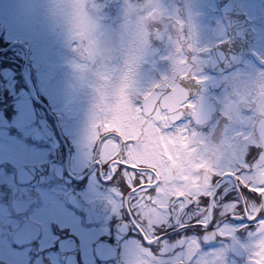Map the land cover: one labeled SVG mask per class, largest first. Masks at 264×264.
I'll use <instances>...</instances> for the list:
<instances>
[{"label":"flooded vegetation","instance_id":"obj_1","mask_svg":"<svg viewBox=\"0 0 264 264\" xmlns=\"http://www.w3.org/2000/svg\"><path fill=\"white\" fill-rule=\"evenodd\" d=\"M206 1L91 0L98 35L82 58L68 42L62 0H0V264H152L145 249L159 259L165 241L179 251L177 241L193 236L198 256L250 264L264 213L250 218L238 209L210 228L157 226L163 239L149 244L143 217L118 195L127 197L126 186L89 138L94 125L99 135L120 120L132 81L139 88L161 74L182 76L201 151L212 167L233 163L239 142L216 113L235 83L264 82V0ZM198 75L205 79H192ZM205 172L189 187L198 188ZM249 180L264 185V173ZM246 207L254 215L264 196ZM225 224L231 235L217 231Z\"/></svg>","mask_w":264,"mask_h":264},{"label":"snow or ice","instance_id":"obj_2","mask_svg":"<svg viewBox=\"0 0 264 264\" xmlns=\"http://www.w3.org/2000/svg\"><path fill=\"white\" fill-rule=\"evenodd\" d=\"M161 77L147 87L137 88L132 81L133 87L124 96L120 120L103 134L98 135L95 125L89 133L90 141L99 146L101 162L110 167L113 178L119 176L126 186L127 197L123 192L118 195L130 213L137 211L143 217L139 225L145 240L151 244L163 239L155 229L165 224L210 228L217 216L235 215L238 209L250 218L264 213L261 208L253 215L246 207L250 198L257 204L261 202L264 185L254 188L251 180L243 182L246 175L264 173V82L235 83L231 98L216 113L240 145L239 155L234 153L233 163L224 168L218 161L212 167L201 151L202 141L197 139L187 116L194 105L185 78L167 74ZM192 79L203 81L205 77ZM177 84L179 87H175ZM201 111L204 113L203 108ZM201 172L205 174L197 181L199 187L190 188L192 177ZM217 231L232 234L226 224L218 225ZM254 237L250 264H264V219H259ZM177 244L182 250L165 241L159 259L149 249L144 251L152 264H216L219 258V253L198 256L200 244L194 236L182 238Z\"/></svg>","mask_w":264,"mask_h":264},{"label":"clouds","instance_id":"obj_3","mask_svg":"<svg viewBox=\"0 0 264 264\" xmlns=\"http://www.w3.org/2000/svg\"><path fill=\"white\" fill-rule=\"evenodd\" d=\"M68 42L77 56L87 58L98 35V22L91 0H62L60 9Z\"/></svg>","mask_w":264,"mask_h":264},{"label":"rangeland","instance_id":"obj_4","mask_svg":"<svg viewBox=\"0 0 264 264\" xmlns=\"http://www.w3.org/2000/svg\"><path fill=\"white\" fill-rule=\"evenodd\" d=\"M204 3H205V5H206L207 1L204 0ZM3 8H4L3 3L0 2V12L3 11ZM104 27H105V28H106V27H109V24H105ZM93 42H95V40H93ZM61 58H62V57H61ZM70 61H73V62H72V65H73V66H75V65L78 66V67H81V66H82V64L75 62L73 59H70ZM112 66H113V65H111V67H112ZM103 68H104V67H103ZM103 68H102V69H103ZM109 68H110V67H109ZM102 69H101V70H102ZM52 70H53V66H52V65L45 66V67H44V70H43V77H44V78H47L48 76H50V75L52 74ZM105 74H106V73H105ZM107 74H109V73H107ZM142 78H151V77L142 76Z\"/></svg>","mask_w":264,"mask_h":264}]
</instances>
